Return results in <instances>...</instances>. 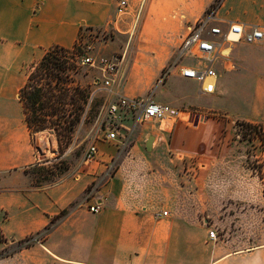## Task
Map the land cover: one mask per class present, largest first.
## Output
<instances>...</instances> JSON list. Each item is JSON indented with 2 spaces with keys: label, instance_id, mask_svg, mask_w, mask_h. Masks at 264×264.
<instances>
[{
  "label": "crops",
  "instance_id": "obj_1",
  "mask_svg": "<svg viewBox=\"0 0 264 264\" xmlns=\"http://www.w3.org/2000/svg\"><path fill=\"white\" fill-rule=\"evenodd\" d=\"M213 1L148 0L141 11L143 34L147 39L180 41ZM115 11V0H0V251L37 237L67 209L43 237L0 256V264H264V220L250 245H239L233 238L212 240V226L197 209L167 205L162 195L136 191L131 182L116 176L84 197L90 176L36 187L20 173L36 160L18 96L27 79L26 67L53 45L71 48L81 27L110 26ZM212 16L211 25L223 29L229 23L264 26V0H221ZM212 66L218 76L213 94L222 92L224 78L232 87L252 89L251 114L235 115L264 125V45L224 41ZM146 67L141 75L125 70L123 83L118 76L111 85L127 96L153 90V100L181 112L189 106L207 110L196 103L202 95L197 83L195 95L185 90L194 80L174 69L152 89L164 65L152 73ZM83 198L100 203V209H68ZM162 210L167 215H161Z\"/></svg>",
  "mask_w": 264,
  "mask_h": 264
},
{
  "label": "rangeland",
  "instance_id": "obj_2",
  "mask_svg": "<svg viewBox=\"0 0 264 264\" xmlns=\"http://www.w3.org/2000/svg\"><path fill=\"white\" fill-rule=\"evenodd\" d=\"M147 2L128 0L124 13L114 12L110 26L96 28L100 32L90 36L86 30L82 33L80 39L92 45L89 53L95 63L80 64L81 50L75 49L72 54L78 71L74 78L92 91V104L77 123L67 145L59 147L51 130L29 135L36 160L19 171L27 175L33 185L34 181H41L42 186L57 185L65 178L90 176L84 197L92 187L94 192L116 176L123 182H131L136 191L162 195L167 205L197 209L200 218L207 220L216 231L217 239L233 238L239 245H250L264 220V129L245 128L235 113L251 114L249 94L252 89L232 87L230 80L224 78L221 93L202 94L196 99V103L207 110L184 108L186 112L200 114L199 123L196 118L191 122L193 116L186 112H181L175 120L135 122L123 114L113 117L107 110L109 101L115 100L121 91L115 84L104 88V81L110 77L101 70V57L118 63L122 84L125 70L141 75L147 66L152 73L157 65L165 67L179 53L184 37L180 41L155 40L143 34L141 11ZM178 42L180 44L175 45ZM155 82L156 79L152 89ZM185 90L195 95L196 82L185 85ZM107 128L121 129L119 139H103ZM149 135L155 138L147 149L145 143ZM92 144L97 145V154L86 160L85 153ZM42 167L44 173L40 171ZM3 183L0 178V187ZM87 204L83 198L68 209L79 205L87 207ZM58 219L55 216L51 224ZM44 234L43 230L34 238ZM29 238L23 239V245L33 243L34 238ZM17 246L7 247L4 254H11Z\"/></svg>",
  "mask_w": 264,
  "mask_h": 264
},
{
  "label": "built area",
  "instance_id": "obj_3",
  "mask_svg": "<svg viewBox=\"0 0 264 264\" xmlns=\"http://www.w3.org/2000/svg\"><path fill=\"white\" fill-rule=\"evenodd\" d=\"M128 7V0H116L117 14L124 13ZM212 8L209 13L199 18L194 24L189 25L188 32L182 39L179 47L177 57L167 64L156 78L155 87L162 85L171 72L175 69L177 73L184 78L194 80L198 84V92L201 94H213L217 89V72L212 66V63L217 59L220 53L221 43L229 42H244V43H261L264 45V26L250 25L243 26L239 23H229L226 29L220 25H211L213 20ZM88 32V36L96 34L98 29L81 27L78 38L76 40L77 49L81 50L78 56L80 64L94 65L95 59L89 53L92 45L85 39H80L84 31ZM96 30V31H95ZM105 30V29H101ZM216 37L218 39H216ZM185 57L194 59L193 61H184ZM101 70L108 75L110 79L104 81V88H108L111 82L118 77L119 68L118 63L111 58H100ZM89 104L86 107L88 108ZM86 110L82 117L85 116ZM108 112L113 117H120V114L128 116L135 122L140 121H164L166 119L175 120L180 116L181 110L176 109L169 104L157 102L152 99V91L146 95H118L115 100H110L107 105ZM188 116L192 117L191 122L196 118V122L200 121V114L186 112ZM192 115V116H191ZM127 128V127H126ZM118 128H107L103 133V139L107 141H114L119 139ZM124 132V131H123ZM125 134H122V137ZM97 145L92 144L88 147L85 157L86 160L94 158L97 154ZM92 187L87 196L93 193ZM87 209L91 212L100 209V203L87 204ZM161 215H167V210H162ZM208 237L212 240L217 239V233L214 229L208 231ZM33 239V237L30 236ZM29 238V239H30ZM27 244V243H25Z\"/></svg>",
  "mask_w": 264,
  "mask_h": 264
},
{
  "label": "trees",
  "instance_id": "obj_4",
  "mask_svg": "<svg viewBox=\"0 0 264 264\" xmlns=\"http://www.w3.org/2000/svg\"><path fill=\"white\" fill-rule=\"evenodd\" d=\"M220 1L214 0L207 10L217 7ZM75 49L76 42L71 48L60 45L47 48L38 60L29 64L27 79L18 94L29 135L51 130L59 147L68 144V139L93 99L92 91L77 83L74 78V73L78 71V64L72 54ZM239 123L252 130L264 129V125L259 122L241 120ZM40 171L44 173V167L40 168ZM42 185L41 181H34V186ZM65 213L64 209L56 216L60 218ZM50 227L49 223L43 229L45 234ZM0 241H3L1 236ZM18 245L22 246L23 241H19ZM4 252L5 250L0 251V256L4 255Z\"/></svg>",
  "mask_w": 264,
  "mask_h": 264
},
{
  "label": "water",
  "instance_id": "obj_5",
  "mask_svg": "<svg viewBox=\"0 0 264 264\" xmlns=\"http://www.w3.org/2000/svg\"><path fill=\"white\" fill-rule=\"evenodd\" d=\"M121 132H123V131H121ZM153 140H154V136L153 135H149L147 140H146V143H145L147 149L151 148Z\"/></svg>",
  "mask_w": 264,
  "mask_h": 264
},
{
  "label": "bare ground",
  "instance_id": "obj_6",
  "mask_svg": "<svg viewBox=\"0 0 264 264\" xmlns=\"http://www.w3.org/2000/svg\"><path fill=\"white\" fill-rule=\"evenodd\" d=\"M226 50V49H225Z\"/></svg>",
  "mask_w": 264,
  "mask_h": 264
}]
</instances>
